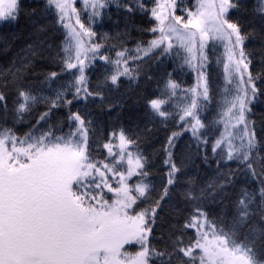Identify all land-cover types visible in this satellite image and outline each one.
Returning a JSON list of instances; mask_svg holds the SVG:
<instances>
[{
  "label": "snow or ice",
  "instance_id": "6c2138e0",
  "mask_svg": "<svg viewBox=\"0 0 264 264\" xmlns=\"http://www.w3.org/2000/svg\"><path fill=\"white\" fill-rule=\"evenodd\" d=\"M22 18L0 69V264H264V0H0V29ZM133 30L150 38L130 49ZM93 111L115 112L103 138Z\"/></svg>",
  "mask_w": 264,
  "mask_h": 264
},
{
  "label": "trees",
  "instance_id": "16d2710c",
  "mask_svg": "<svg viewBox=\"0 0 264 264\" xmlns=\"http://www.w3.org/2000/svg\"><path fill=\"white\" fill-rule=\"evenodd\" d=\"M25 3H31V0H25ZM115 12V9H112ZM137 23H140L143 26V22L137 20ZM120 28L123 29V23H121ZM31 29L30 21L27 19L22 18L18 25L0 29V69L6 68L9 65L10 60L18 53L20 50L26 46L25 42L28 36V33ZM104 31L109 32L110 35L114 34L115 28L111 24H107L104 28ZM19 37V38H16ZM150 38V34L148 33H137L136 31H132V36L126 42V47L134 48L135 44L140 39H148ZM262 47H264V42H261L259 39H256L250 43V48L253 53V64H259L260 58L264 55V52L261 51ZM6 48H10L9 51H5ZM222 51V50H221ZM155 70V69H153ZM169 71H171V67H169ZM216 71H220L217 69ZM179 80L182 81L184 87H190L195 83V73L191 72L190 70H185L184 72L174 73ZM135 88V86H133ZM127 96L131 97L127 101V106L125 107L123 113V121L125 124L129 123V117L135 118L137 113L142 111V107L134 103V100L138 98V94L135 90H130L127 93ZM255 119L259 121L262 118V113H264V109L257 107L255 110ZM93 115L96 117L97 123L101 127V138L103 135H106V130L108 129L109 125L113 122L112 117H115V112L111 114V117L107 113H98L93 111ZM173 126L170 124L169 128ZM166 129L161 128L156 133V139H154L153 143L156 144V147H159V141H162L165 137ZM189 134L185 133L183 137H181V146L188 140ZM199 162L197 161V164ZM158 165V161H157ZM159 166V165H158ZM189 172L195 174L197 178L203 181L206 178L211 177L212 170H203L197 169L195 165L190 167ZM156 179L159 181L160 177L157 176Z\"/></svg>",
  "mask_w": 264,
  "mask_h": 264
}]
</instances>
